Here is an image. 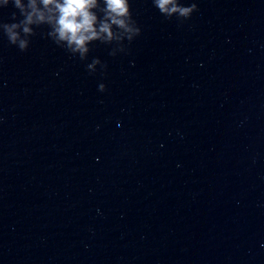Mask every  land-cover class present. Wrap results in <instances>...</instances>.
Segmentation results:
<instances>
[{
	"label": "water",
	"instance_id": "95a60500",
	"mask_svg": "<svg viewBox=\"0 0 264 264\" xmlns=\"http://www.w3.org/2000/svg\"><path fill=\"white\" fill-rule=\"evenodd\" d=\"M197 2L96 71L0 34V264H264V0Z\"/></svg>",
	"mask_w": 264,
	"mask_h": 264
},
{
	"label": "clouds",
	"instance_id": "9594fccd",
	"mask_svg": "<svg viewBox=\"0 0 264 264\" xmlns=\"http://www.w3.org/2000/svg\"><path fill=\"white\" fill-rule=\"evenodd\" d=\"M152 4L166 17L187 18L198 8L197 0H152ZM9 5L14 9L12 18H0V34L20 50L29 47L40 26H46L43 35L82 60H88L95 41L112 45L109 54L116 55L126 50V40L141 32L132 0H0V9ZM98 64L106 67L99 56H92L85 67L96 71ZM105 87L101 80L98 88Z\"/></svg>",
	"mask_w": 264,
	"mask_h": 264
}]
</instances>
